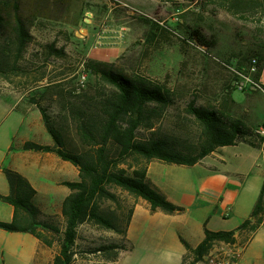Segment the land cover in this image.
I'll use <instances>...</instances> for the list:
<instances>
[{"label":"rangeland","instance_id":"374dc122","mask_svg":"<svg viewBox=\"0 0 264 264\" xmlns=\"http://www.w3.org/2000/svg\"><path fill=\"white\" fill-rule=\"evenodd\" d=\"M19 2L20 12L32 38L22 52L17 68L0 73L1 147H5L9 141L16 145L25 135L31 139L43 138L25 131L24 127L14 134L15 127L19 128L18 116L21 114L16 104L18 98L23 97L25 101L21 107L32 103L39 109L37 104H41L56 128L63 133L66 147L82 152L85 145L79 136L77 117L81 113L97 112L94 101L100 98V93L110 89L108 84L99 83L84 64L86 60L95 59L89 56L91 48L119 45L123 51L113 61L105 62L115 63L116 70L120 72L146 76L176 94L175 103L163 110L155 128L140 129L138 137L147 138L151 132H155L176 142L177 148L187 150L200 137L198 122L186 111L188 102L196 100L198 105H216L233 115L232 92L236 98L244 99L246 94L237 88L245 83L244 77L255 81L253 76L256 72L251 71V67L249 71L247 68L239 69L237 61L253 48L264 47V6L259 5V0H239L234 8L231 0ZM6 10L12 14L14 7L11 3ZM157 25L161 28L156 31L157 36H153L151 32L155 31ZM193 28L202 30L207 45H201L191 37ZM51 44L57 49L65 48V54H51L48 48ZM15 46L11 34L0 37V57L9 62V68L13 66ZM255 113L258 117H264V104L260 103ZM242 150V146L225 148L222 151L225 162L219 161L221 156L218 150L204 160L247 182L250 188L246 193L248 199L252 196L250 184L254 185L255 180L248 168L243 170L239 166ZM129 164L135 162L130 158L121 167L128 168ZM141 164L145 165L144 162ZM7 165L5 162L1 167ZM203 167L201 165L196 170L185 167L187 169H178L177 172L179 178L185 175V179L197 183L198 175L204 172ZM180 172L186 173L180 175ZM111 191L117 195V201H102V209L120 230L93 222L81 225L73 264H137L132 260L130 262L133 253L121 251L119 260L113 262L104 252L95 250L105 244L127 246L126 229L131 210L141 201V198L119 187L112 186ZM241 200L238 197L237 210ZM243 203L246 206L248 201L244 200ZM3 215L4 212H1L0 217ZM53 217L52 222L59 227V232L40 228L54 241L52 247L47 246L52 258L61 248L65 227L62 215ZM247 241L242 243L246 245ZM0 264H5L1 251Z\"/></svg>","mask_w":264,"mask_h":264},{"label":"trees","instance_id":"16d2710c","mask_svg":"<svg viewBox=\"0 0 264 264\" xmlns=\"http://www.w3.org/2000/svg\"><path fill=\"white\" fill-rule=\"evenodd\" d=\"M2 1L4 2L0 3V37L11 34L16 44L12 68H9V62L4 61L5 58L0 57V73L4 74L17 68L19 58L32 35L20 12L19 0ZM259 1V5L264 6V0ZM231 2L234 8L239 0H231ZM10 3L14 7L12 14H8L6 10V6ZM160 28L161 26L157 25V30L155 29L151 34L157 36L156 31ZM190 35L201 45H207L201 29L193 28ZM48 48L53 55L65 54V48L57 49L53 44ZM253 60L257 61V70L253 77L264 90V85L259 82L264 69L263 46L253 48L243 57H239L237 67L247 68L249 71ZM84 67L98 78L99 83L104 82L110 87L107 92L104 90L100 93V98L94 101L97 112L81 113L77 117L78 132L85 149L82 152L68 149L63 133L56 128L46 109L37 103L55 144L53 146L36 142L24 144L25 149L55 152L80 170L79 181L64 182L71 189V193L63 202L61 214L65 220L63 242L59 252L54 256L53 264H73L77 253L79 228L84 223L93 222L106 228L119 229L102 209L101 204L106 200L117 201V195L111 191L112 186L119 187L136 198L145 199L150 203L152 211L161 209L169 214H177L185 210L183 206L167 199L148 179V164L152 160L193 166L218 148L236 145L239 142L264 149V136L259 134L256 128L248 126L241 118L220 110L216 105H198L196 100L188 102L186 111L198 122L200 137L195 144L187 147V150L177 148L176 142L160 137L155 132H151L147 138H139L140 129L155 128L163 110L175 103L176 94L146 76L129 75L116 70L113 62L90 59L86 60ZM130 158L135 164H129L128 168L121 167V164ZM141 161L144 162V166H141ZM129 169L132 171L130 172ZM4 172L10 184V193L7 195L0 193V200L14 207V218L9 222L0 221V228L9 232L31 233L44 245L52 247L53 239L43 234L40 228L59 232V227L54 221L52 222L53 216L45 215L35 204L37 190L18 171L5 168ZM132 214L133 210L131 217ZM262 225H264V184L250 218L236 230L211 231L206 228L204 240L195 247L182 239L186 252L181 264H199L205 260L217 242H236L237 231L253 232ZM244 239L247 241L249 237L246 236ZM95 250L104 252L110 261L116 262L121 256V251L127 249L120 244H105Z\"/></svg>","mask_w":264,"mask_h":264},{"label":"crops","instance_id":"0c3cea01","mask_svg":"<svg viewBox=\"0 0 264 264\" xmlns=\"http://www.w3.org/2000/svg\"><path fill=\"white\" fill-rule=\"evenodd\" d=\"M122 51L123 48L119 45L101 48L96 46L91 48L89 56L102 61H113ZM259 82L264 85V69ZM237 89L243 91L246 96L244 99H238L232 92L233 115L241 118L250 127L262 128L264 117H258L255 111L260 103L264 104L263 88L254 82L247 84L245 89ZM18 99L16 106L21 114L18 116L19 128L15 127L14 134L24 127L25 131L43 138L31 139L32 137L25 135L16 145L12 141L4 145L6 148L0 145V193H10V184L4 168L16 170L37 190L34 201L42 212L47 216H60L63 202L71 193V189L64 182L79 181L80 170L55 152L24 148L26 142L53 146L55 141L36 105L29 102L27 106L21 107L25 99ZM238 146L243 147L240 151L243 153L239 157L240 168H248L254 174L255 183L250 184L252 196L248 199L246 193L250 188L247 182L230 175L211 161L206 162L203 159L193 166L168 164L156 159L149 163L147 176L152 185L167 199L183 206L185 210L177 214H169L161 209L152 211L150 203L141 198L134 206L127 227V250L124 251L133 253L130 262L132 260L137 264H181L186 252L182 239L195 247L204 240L206 228L211 231L236 230L250 218L264 184V149L245 142L220 147L217 149L221 156L219 161L225 162L222 155L225 148ZM5 162L8 167L2 168ZM201 165L204 166V172L198 175L197 183L185 179V175L179 178L178 169L189 167L196 170ZM184 173L186 172H180V175ZM241 175L244 176L242 172ZM238 197L242 199L239 210L236 208ZM244 200L248 201L246 206ZM1 212H4L3 217H0L1 221L13 220L14 207L11 204L0 200ZM246 236L249 239L237 264H264V225L253 232L240 230L235 234L239 243H242ZM0 251L5 256V264H53L54 259L47 246L33 234L9 232L1 228ZM199 264L207 262L204 260Z\"/></svg>","mask_w":264,"mask_h":264},{"label":"built area","instance_id":"2783aa9c","mask_svg":"<svg viewBox=\"0 0 264 264\" xmlns=\"http://www.w3.org/2000/svg\"><path fill=\"white\" fill-rule=\"evenodd\" d=\"M256 60H253L251 71H256ZM245 83L239 85V88L245 89L247 84H254L255 81L249 77H244ZM257 130L259 134H264V127ZM261 134V135H262ZM263 136V135H262ZM245 244L239 242H217L209 254L205 257L207 264H237L238 259L241 257Z\"/></svg>","mask_w":264,"mask_h":264}]
</instances>
